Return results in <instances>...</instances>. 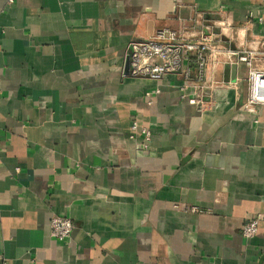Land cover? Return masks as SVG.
<instances>
[{
  "label": "crops",
  "instance_id": "1",
  "mask_svg": "<svg viewBox=\"0 0 264 264\" xmlns=\"http://www.w3.org/2000/svg\"><path fill=\"white\" fill-rule=\"evenodd\" d=\"M161 29L212 34L202 107L175 77L125 76ZM243 51L264 60V0H0V264H264V221L241 236L264 212Z\"/></svg>",
  "mask_w": 264,
  "mask_h": 264
},
{
  "label": "built area",
  "instance_id": "2",
  "mask_svg": "<svg viewBox=\"0 0 264 264\" xmlns=\"http://www.w3.org/2000/svg\"><path fill=\"white\" fill-rule=\"evenodd\" d=\"M13 3V0H7ZM221 30H227V24L219 23ZM224 28V29H223ZM213 37L209 33H200L198 38L186 37L183 33L161 29L147 40H133L128 44V72L125 76L133 79L161 81L165 77H175L181 81L178 87L180 98L186 99L187 92L192 94L188 104L202 107V90L205 88V76L209 65L218 62V51L212 47ZM254 51H243L237 63L247 68V96L243 109L255 114L257 107L264 106V60H260ZM229 58V56L227 57ZM131 137H138L140 147L146 149L151 142V133L140 127L134 120L130 125ZM264 221V212L250 219L241 230L244 239L253 238L260 222ZM72 221L67 217L53 215L49 223L50 236L62 242L71 237Z\"/></svg>",
  "mask_w": 264,
  "mask_h": 264
}]
</instances>
